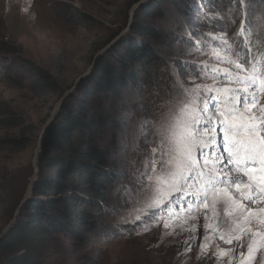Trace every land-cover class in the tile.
Here are the masks:
<instances>
[{
	"label": "rangeland",
	"instance_id": "obj_1",
	"mask_svg": "<svg viewBox=\"0 0 264 264\" xmlns=\"http://www.w3.org/2000/svg\"><path fill=\"white\" fill-rule=\"evenodd\" d=\"M152 1L159 10L148 22L161 34L153 40L159 61L139 69L137 82L117 98L102 102L106 114L117 120L99 137L110 150L116 175L108 184L104 210L92 231L80 230L77 237L54 234L42 262L232 264L236 259V264H264V187L247 179L250 167L258 170L251 175L264 174L259 147L252 156L244 154L251 163L243 170L231 166L228 175L241 177L239 191L231 181L214 188L207 184L214 157L207 167H200L203 159L195 164L187 186L195 199L169 198L166 207H150L141 185L151 183L154 195L156 181L140 179L146 171L158 173L159 163L149 171V161L161 159L160 148L165 161L182 159L177 148L189 143L187 132L193 145L214 140V153L223 151L222 128L233 118L255 124L264 139V91L259 84L264 79V0H177L178 6L172 0H0V233L16 221L11 223L12 213L37 169L33 128L43 126L64 98L78 93V84L100 53L122 37L136 36L132 18L142 3ZM245 15L247 35L241 31ZM3 42L11 52L3 49ZM38 72L46 77L36 78ZM161 112L169 114L170 129L163 143L156 134ZM146 120L152 121L147 144L148 129L140 127ZM208 120L215 132L200 127ZM244 184L258 193L255 200L244 198L249 195ZM251 240L248 256H232L244 252Z\"/></svg>",
	"mask_w": 264,
	"mask_h": 264
},
{
	"label": "trees",
	"instance_id": "obj_2",
	"mask_svg": "<svg viewBox=\"0 0 264 264\" xmlns=\"http://www.w3.org/2000/svg\"><path fill=\"white\" fill-rule=\"evenodd\" d=\"M157 10V2L142 3L132 18L136 36L122 37L100 53L90 74L78 84V93L64 98L46 129L33 128L37 142L41 138L37 176L16 221L0 233V264H43L45 247L54 234L77 237L80 230L94 229L108 184L116 180L110 150L99 137L117 120L106 114L102 102L117 98L137 82L139 69L159 61L153 40L161 34L148 22ZM3 44L11 52L8 43ZM41 73L36 78L43 80L46 76Z\"/></svg>",
	"mask_w": 264,
	"mask_h": 264
},
{
	"label": "snow or ice",
	"instance_id": "obj_3",
	"mask_svg": "<svg viewBox=\"0 0 264 264\" xmlns=\"http://www.w3.org/2000/svg\"><path fill=\"white\" fill-rule=\"evenodd\" d=\"M26 10V9H25ZM249 20L247 15H245V19L241 24V31L243 35L248 34ZM216 40H223V37H214ZM239 67V65H237ZM250 84L252 88L256 87L255 78L250 79ZM260 90L264 91V79L259 81ZM254 98V94L248 99ZM245 98H241L244 100ZM158 124L156 128V134L159 136L161 142H166L169 135V114L161 112L158 118ZM211 123V120L203 122L200 127L208 128V125ZM141 129L147 128L148 131L144 133L145 142L150 143L152 137V121H143L140 125ZM264 127V124H262ZM209 132H215L214 128H208ZM223 136L225 143L223 145V151L219 153H214L213 149L216 147V142L212 140V136H208L209 140H212L211 144L207 145H199V144H191L190 141L192 139V133L187 132V138L189 140L188 144H184L181 147L177 148L178 152H182V159L176 158L173 160L165 161L163 156L166 155L163 148H160L161 159L159 161H149V171L155 167L158 162L160 167L157 174L149 175L148 171L144 172L140 179L141 181L147 180L150 182L153 179L156 181L155 185V193L153 195V185L151 183L142 184V195L151 199L152 203L149 205L150 207H160L161 205L167 206L169 202V198L176 199L177 197H191L195 199V194L188 191V185L193 180V176L191 175L194 172L195 164L197 161L203 159V163L200 165L201 168L207 167L209 164V158L214 157L211 161L212 167L208 172V181L207 184L211 185L213 188L216 183H226L231 181L232 184L236 185L237 191L240 190L241 187V177L240 176H229L228 173L231 171V166L235 164L237 168L243 170L244 164L251 163L250 160H244V154L247 156H252L256 153L257 148L259 147L262 152H264V139H260V133L257 131V127L255 124L248 123H236L235 118L229 121L227 127L222 128ZM193 149H195V155H193ZM156 151L155 149L153 150ZM243 160V163H242ZM174 164L175 168L173 169L171 165ZM187 171L189 173L188 176H183V172ZM258 171L254 167H250L247 169V179L249 181H259L261 187H264V174L260 177H256L251 175ZM202 174V173H199ZM183 181V182H180ZM244 188L249 189V195L244 197V193L241 192V196L244 197L249 202L255 200L256 195L258 193L249 185L244 184ZM223 194L228 196V190L224 189ZM178 206V205H177ZM207 207V204L204 205ZM139 220V217H137ZM264 223V221H261ZM167 227V226H166ZM223 239V237H221ZM240 238L237 237V240ZM231 243L232 241H227ZM252 249L249 246V253H251ZM221 255H224L221 253Z\"/></svg>",
	"mask_w": 264,
	"mask_h": 264
},
{
	"label": "water",
	"instance_id": "obj_4",
	"mask_svg": "<svg viewBox=\"0 0 264 264\" xmlns=\"http://www.w3.org/2000/svg\"><path fill=\"white\" fill-rule=\"evenodd\" d=\"M60 106H61V103H60L58 106L55 107V109H54V111L52 112V114L50 115L49 119H48L47 122L43 125V131L46 129L47 125H48V124L54 119V117H55L56 113L58 112V109L60 108ZM56 108H57V109H56ZM40 149H41V138H40V140H39V142H38L37 153L40 151ZM36 165H37V156H36ZM37 171H38V169H36L35 174L33 175V179H31V183L29 184V187H28L29 192L24 196V198L22 199V201H21L20 204L18 205L17 210H16V212H15V215H14L13 220H12L11 223H13L14 220H16L17 215L19 214L21 207H22L23 204L26 202V200L30 197V194H31V192H32L33 182H34V179H35L36 176H37ZM9 226H10V225H9ZM5 231H6V230H5ZM5 231H3V233H4ZM3 233H2V234H3Z\"/></svg>",
	"mask_w": 264,
	"mask_h": 264
},
{
	"label": "bare ground",
	"instance_id": "obj_5",
	"mask_svg": "<svg viewBox=\"0 0 264 264\" xmlns=\"http://www.w3.org/2000/svg\"><path fill=\"white\" fill-rule=\"evenodd\" d=\"M57 109V108H56ZM31 179H33V177L31 178ZM35 180V179H34ZM30 183H31V180H30ZM29 192V190L27 191V193ZM252 240L250 241V242H248V243H246V245H245V249H244V252H243V250H241V251H236V244H235V248H232V252H234V251H236L237 253H235L234 255L232 254V256L233 257H236V255L237 256H248L250 253H249V246H251V244H252ZM236 243V242H235ZM256 246H258L257 244H255V248H254V251H255V249H256ZM251 249H252V247H251ZM252 251H253V249H252ZM251 251V252H252ZM238 261H239V259H237ZM232 264H236V259H235V262H233Z\"/></svg>",
	"mask_w": 264,
	"mask_h": 264
}]
</instances>
